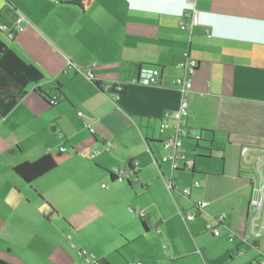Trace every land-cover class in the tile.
<instances>
[{"label": "crops", "instance_id": "0c3cea01", "mask_svg": "<svg viewBox=\"0 0 264 264\" xmlns=\"http://www.w3.org/2000/svg\"><path fill=\"white\" fill-rule=\"evenodd\" d=\"M194 11L199 23L180 29ZM17 14L23 31H0V260L264 264V215L255 236L248 211L251 178H264V0H0V26ZM184 53L197 61L186 123L202 140H182L192 167L173 171L158 124L183 98ZM91 68L93 81L77 72ZM111 82L124 90L104 92ZM47 154L52 171L14 174ZM221 216L220 236L205 231Z\"/></svg>", "mask_w": 264, "mask_h": 264}, {"label": "built area", "instance_id": "2783aa9c", "mask_svg": "<svg viewBox=\"0 0 264 264\" xmlns=\"http://www.w3.org/2000/svg\"><path fill=\"white\" fill-rule=\"evenodd\" d=\"M188 10H193V3L189 2ZM181 15H185V13H181ZM26 19L20 15L17 14L14 18V22L12 27L7 26H0V31L6 33L10 38L13 37V35L18 34L23 31L24 24L26 23ZM199 23V18L197 15V12L194 11L191 20L190 25L185 26L181 25L180 29L182 30H190L192 26ZM197 65V61L190 58L188 53H184L183 60L177 64V67L183 71L184 75L180 78H177L174 81V87L177 88L181 94L183 95V98L181 99V102L177 108L172 113H165L164 116L159 120L158 128L159 132L165 133L169 131L168 136L166 139L162 141V149L164 151V155L160 158L161 162L168 163L170 165V168L173 171L181 170V169H190L192 167V161L188 160L182 150V140L183 139H192L195 142H200L202 140V132L194 127L188 126L186 123V117L188 115V102L187 99L184 97L186 93H188L191 89V83L189 76L194 70V68ZM78 73L83 75L87 80L93 81L95 76L93 73L92 68L87 70H77ZM147 84L149 85H157V79L154 76L148 77L146 80ZM125 88V84L121 82H111L107 83L103 86V91L107 93H113L115 95H118L123 91ZM49 103L51 105H55L57 103L56 100H50ZM79 116H81L80 113H78ZM89 129L91 133H93V129L85 125ZM60 152H63L64 149H60ZM247 151V148H244L242 151V155L244 156L245 152ZM98 155V152H91V153H85L81 152L80 156L82 159H94ZM261 158L264 159V150L261 152ZM261 158H259L257 161L260 162ZM153 162L157 164L156 158L153 157ZM135 167V164H131V168L128 172H122L119 170H113L111 173L114 176V179L117 182H123L125 178L127 177V173L130 171L133 172V169ZM251 196L249 200L248 205V211L250 212L252 216V226L253 228H257V232L254 233L255 236L259 235L260 230L262 229L261 219L264 215V178L258 177V179L251 178ZM165 186L169 192L173 189V183L171 181L165 182ZM194 186L198 187V183L194 182ZM181 194L184 196H189L190 190L189 189H183L181 191ZM207 205L206 202H197L194 204L193 211L187 212L183 214L184 218L187 221H191L197 212L202 211L205 206ZM128 212L130 214H134L138 216L139 218L143 219L145 217V212L141 210H133L131 208H128ZM260 222V224H259ZM223 223V217L217 218L212 223H207L205 225V231L210 232L213 236L218 237L220 236V230L219 225ZM228 240L233 241L235 239L234 234L229 233ZM239 238L242 241H246V238L244 236H239ZM131 264H141V263H131Z\"/></svg>", "mask_w": 264, "mask_h": 264}, {"label": "trees", "instance_id": "16d2710c", "mask_svg": "<svg viewBox=\"0 0 264 264\" xmlns=\"http://www.w3.org/2000/svg\"><path fill=\"white\" fill-rule=\"evenodd\" d=\"M124 90V89H123ZM57 166L56 158L47 154L34 162H23L16 164L13 167V172L19 178H21L25 183H32L41 176L47 174L48 172L55 169ZM111 176L114 178L113 174ZM0 264H9L7 262L1 261Z\"/></svg>", "mask_w": 264, "mask_h": 264}, {"label": "water", "instance_id": "95a60500", "mask_svg": "<svg viewBox=\"0 0 264 264\" xmlns=\"http://www.w3.org/2000/svg\"><path fill=\"white\" fill-rule=\"evenodd\" d=\"M192 163H193V161H192Z\"/></svg>", "mask_w": 264, "mask_h": 264}]
</instances>
